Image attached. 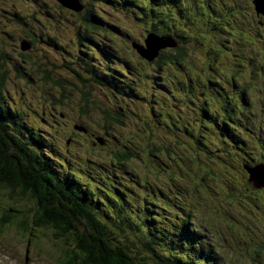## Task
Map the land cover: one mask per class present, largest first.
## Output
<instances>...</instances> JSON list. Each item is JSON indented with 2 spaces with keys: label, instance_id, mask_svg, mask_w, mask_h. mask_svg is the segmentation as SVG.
Segmentation results:
<instances>
[{
  "label": "rangeland",
  "instance_id": "374dc122",
  "mask_svg": "<svg viewBox=\"0 0 264 264\" xmlns=\"http://www.w3.org/2000/svg\"><path fill=\"white\" fill-rule=\"evenodd\" d=\"M236 1L239 7L234 10L232 4ZM138 3L148 6L150 12L156 7L159 15L154 16L148 9L146 13H135L131 8L111 12L117 8L114 3L99 6L123 31L119 37L108 35L115 46L113 42L108 44L116 47L127 62V67L116 63L127 71L125 83L116 92L91 82H86L87 87L75 79L72 70L63 69V64L70 62L73 70L82 77L85 74L81 67L86 61L80 59V52L87 47L79 37L81 25L76 11L62 7L56 0H0V37L13 57L9 73L6 65L0 69V75L8 78L3 96L21 112L39 139L42 135L49 139L47 151L54 150L61 160V177L75 176L93 188L105 208L115 206L117 210L108 225L120 237L128 235L137 240L138 234L147 235L149 219L161 216L165 226L178 232L189 222L193 236L203 233L193 240L202 243V248H211V244L219 248L216 264L222 259L224 264H264V189L259 193L253 189L243 167L244 163L254 166L264 162V146H258L264 141V104L260 100L264 99V27L255 18L253 4L249 0H231L227 12L222 0ZM165 10L178 16L165 17ZM8 19L13 23H7ZM153 25H158L155 28L162 34L173 28L171 34L176 35L172 37L187 52L184 68L169 62L158 67L132 48V42L145 45ZM52 40L57 46L51 44ZM25 41L31 44L29 48ZM176 49L167 48L166 55L174 58ZM47 75L49 80L45 79ZM66 77L71 91L76 92H65L62 99V90L55 82ZM213 77L230 94L238 92L235 85L240 89L245 86L243 82L249 83L247 91L254 103L245 122L246 142L237 144L230 138L231 145L225 146L226 150L220 148L219 137L205 130V137L192 139L187 135L192 132L197 136V117L204 106L201 89L194 96L188 90L197 89ZM208 86L213 87L210 83ZM131 87L137 90V97L126 94ZM80 89L90 92L86 113L82 112L81 95L77 92ZM215 96L209 94L207 98L213 107ZM103 111L113 117L120 114L122 122L105 116ZM200 122L204 126L207 123L203 116ZM74 124L85 126L89 135L74 136ZM80 126L75 129H83ZM98 137L108 143L99 144ZM70 138L75 142L68 144ZM125 151L131 153L127 159L116 156ZM205 171L209 175L203 179ZM107 195L111 200L104 199ZM0 199L1 216L10 201L6 197ZM31 208L30 205L28 210ZM123 209L141 217L144 230L135 227L132 216L118 213ZM123 225L127 230L120 232L117 228ZM143 243L134 250L154 260ZM176 249L180 250L179 245ZM60 254V247L46 229L20 234L17 226L7 225L0 232V264H58Z\"/></svg>",
  "mask_w": 264,
  "mask_h": 264
},
{
  "label": "trees",
  "instance_id": "16d2710c",
  "mask_svg": "<svg viewBox=\"0 0 264 264\" xmlns=\"http://www.w3.org/2000/svg\"><path fill=\"white\" fill-rule=\"evenodd\" d=\"M153 1L156 0H150L151 4H153ZM79 3L81 9L75 16L79 18V25H81L79 37L84 43V48L87 47L86 50H81L83 54L80 52V59L83 58L86 61L81 69L87 75V79H85V74L82 77L80 72L73 70L70 67V62L64 63L63 69L72 70L75 79L79 83L87 85V87L88 83L86 82H91L93 85L109 87L118 92V90H121L120 84L125 83L124 76L127 71L117 66L116 63L124 64L127 67V62L124 55L116 47L114 48L108 44L110 42L114 44V41L108 35L119 37L123 34V31L114 20L99 9V6L104 3L116 4L117 8H112L111 12L126 11L129 8L133 9L135 13L136 11L146 13L147 9L149 12L150 10L147 8L148 6L139 4L138 0L132 2L130 0H82ZM60 5L64 7L61 3ZM157 6L160 7V5ZM154 8L155 10L150 13L158 16L159 14L155 13L157 9ZM170 12L165 10V17L173 19L178 16V14L171 15ZM7 23L13 22L8 19ZM20 26L22 32L25 33L23 31L24 24ZM155 26L158 25L149 28L152 33L156 32L159 36L172 37L176 35L171 34L174 32L172 27L162 34L156 30ZM151 32L148 34H151ZM28 34L31 35V32H28ZM100 36H103L102 39ZM178 36L181 39L184 38L182 35ZM50 42L53 46H57L56 41L52 40ZM134 43L132 42L133 49ZM136 44L140 45V43ZM25 45L31 44L25 41ZM176 48L177 52L174 53V58L171 55H166L167 50L162 49L152 61L155 63L149 61L148 63L161 67L169 62L168 64L175 63L184 68L187 52L178 46ZM136 52L138 53V51ZM12 63V53L6 42L0 37V69H5L4 66L6 65L8 68L5 70L9 73ZM202 72L203 68L200 71V76ZM45 79L49 80L50 76L47 75ZM215 80L213 77V80L209 79L202 82L203 84H199L197 89L188 90L190 95L194 96L196 90L201 89L200 95L204 97V106H202L203 110L197 117L199 119L197 136L192 132L187 135L192 139L199 138L201 135L205 137V130L217 139L219 137L218 143H222L220 148L226 150L225 146L231 145L230 138L235 143L246 142L243 135L244 127L248 124L246 125L245 122L247 121L248 110L251 111L252 107L254 108V103L247 91L249 83L243 82L245 86L240 89L235 85L238 92L230 94L221 82L216 83ZM7 81L8 78L6 79L0 75V196L1 198H8L10 201L9 207L0 216L1 233L4 232L7 225L17 226L20 229V234H22V231L27 232L29 230L32 232L48 230L53 235L56 245L62 251V255L60 254L58 257V264H152V261H154V264H203L204 260L208 261L209 259L210 262H204V264H211V262L216 264L219 248L216 249L211 244V248L206 249L202 248V243L196 244L193 239L200 237L203 233L197 232L193 236V228L189 222H185L184 228L181 232H178L170 226H165L161 216L158 219L152 217L149 219L147 235L140 233L137 235V240L131 239L128 235L122 236V238L117 234V231H111L108 222L113 220V212L117 210L115 206L110 205L105 208L104 201L96 199L93 188L88 184L85 186L82 182L77 181L74 179L75 176L61 177L59 175L61 160L57 158V153L54 150L47 151L49 139L45 135H42L39 139L32 126L24 122L22 116L3 101L2 91ZM55 83L62 90L60 91V98L62 99H65L63 97L65 92H76L75 90L71 91L68 77H66V80ZM208 83L213 87L209 88ZM162 90L165 91L163 85ZM77 92L81 95L82 112L86 113L85 108L90 104V92L81 89ZM214 93L217 99L214 103L215 107L210 105L207 99L209 94ZM126 94L134 97L138 96L137 90L133 87L129 88ZM218 97L221 100H218ZM103 113L105 116L117 120V122H122L120 114L113 117L110 112L103 111ZM219 115L222 117L220 118ZM201 116L207 121L205 126L200 122ZM238 122L240 124L244 123L242 124L243 127L240 124L236 125ZM73 129L74 132L77 131L75 124ZM225 138H228V140ZM96 141L98 142V139ZM262 145L264 146V141L258 142V146L262 147ZM130 155L131 153L127 151L116 154L122 160L127 159ZM53 163L57 165L54 166ZM243 167L248 170V168L253 167V164L244 163ZM197 175H199V172ZM208 175L209 173L205 171L202 175V177L204 176L203 179ZM251 185L258 193L264 189V187L256 189L253 182ZM115 191L120 192L117 189ZM104 199L111 200L108 195ZM30 205L32 208L28 210ZM21 207H23V210ZM124 212L126 213L125 216H132L137 229L144 230L145 225L141 222V217H135L132 211L118 210L119 214ZM120 221L121 219L118 222ZM158 225H161V227ZM117 229L120 232L127 230L124 225ZM149 235L157 237L158 241L151 239L152 237ZM141 242H144L145 249L152 253L154 260H151L150 256L134 250ZM176 245H179V251H177ZM156 246L159 248H156ZM186 251L191 252L187 254ZM219 262H222L219 264L225 263L224 259L219 260Z\"/></svg>",
  "mask_w": 264,
  "mask_h": 264
},
{
  "label": "water",
  "instance_id": "95a60500",
  "mask_svg": "<svg viewBox=\"0 0 264 264\" xmlns=\"http://www.w3.org/2000/svg\"><path fill=\"white\" fill-rule=\"evenodd\" d=\"M58 2L64 7L76 12H79L81 9L80 3L77 0H58ZM253 3L257 13H264V0H254ZM144 42L145 45L134 43L133 47L136 49V51H138L142 58L149 62L154 61L162 49L165 50L167 48H176L178 46L177 41L173 37L159 36L154 33L148 34ZM25 47L29 48L30 45H25ZM80 127L83 129H79V131L88 132V129L84 128L83 126ZM103 140L98 138V142L102 145L104 144ZM248 173L250 175V180L254 183L256 189L264 187V162L258 163L257 165L248 168Z\"/></svg>",
  "mask_w": 264,
  "mask_h": 264
},
{
  "label": "flooded vegetation",
  "instance_id": "af4514ba",
  "mask_svg": "<svg viewBox=\"0 0 264 264\" xmlns=\"http://www.w3.org/2000/svg\"><path fill=\"white\" fill-rule=\"evenodd\" d=\"M223 1V5L227 8L226 10H227V12H230V8H229V6H228V2L229 1H231V0H229V1H226V0H222ZM241 1H244V2H246V0H241ZM253 1L254 0H249V2L250 3H252L253 4V7H254V13H255V18L256 19H258L259 20V25L260 26H262V27H264V13H257L256 12V10H255V5H254V3H253ZM232 7H233V9L235 10V8H238L239 7V5H238V1H236L235 3H233L232 4ZM64 8H66V7H64ZM66 9H68L69 10V8H66ZM71 10V9H70ZM253 74V73H252ZM253 75H255V74H253ZM254 78H255V76H254ZM7 93H9V92H7ZM2 96H3V92H2ZM260 100L263 102V104H264V99L263 98H260ZM3 101L8 105V106H10V107H12L10 104H8L7 103V101L5 100V98H3ZM14 109V108H13ZM14 110H16V109H14ZM21 116H22V119H23V121H24V116L21 114V112L17 109L16 110ZM24 122H26V121H24ZM84 128H86L85 126H83ZM87 129V128H86ZM77 133H81V134H83V135H89V130H88V132H83V131H79V130H77L75 133H74V136L77 134ZM97 139V138H96ZM69 141H71V142H75V139H71V140H69ZM70 143V142H69ZM68 143V144H69ZM106 143H108V141L107 140H104V144L103 145H105Z\"/></svg>",
  "mask_w": 264,
  "mask_h": 264
},
{
  "label": "bare ground",
  "instance_id": "6f19581e",
  "mask_svg": "<svg viewBox=\"0 0 264 264\" xmlns=\"http://www.w3.org/2000/svg\"><path fill=\"white\" fill-rule=\"evenodd\" d=\"M78 2H80V1H82V0H77ZM264 109V108H263ZM24 129V128H23ZM31 130V129H30ZM35 133V132H34ZM37 135V134H36ZM35 137V136H34ZM70 140H71V138H70ZM70 142V141H69ZM40 144V143H39ZM37 150V149H36ZM1 203H2V200H1ZM11 217V216H10ZM14 222V221H13ZM14 226H16V225H14ZM10 236V235H9Z\"/></svg>",
  "mask_w": 264,
  "mask_h": 264
},
{
  "label": "clouds",
  "instance_id": "9594fccd",
  "mask_svg": "<svg viewBox=\"0 0 264 264\" xmlns=\"http://www.w3.org/2000/svg\"><path fill=\"white\" fill-rule=\"evenodd\" d=\"M58 1V0H57Z\"/></svg>",
  "mask_w": 264,
  "mask_h": 264
}]
</instances>
